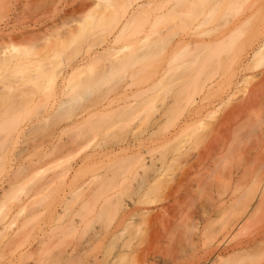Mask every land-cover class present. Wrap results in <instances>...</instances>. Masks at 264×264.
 Masks as SVG:
<instances>
[{"label": "rangeland", "instance_id": "1", "mask_svg": "<svg viewBox=\"0 0 264 264\" xmlns=\"http://www.w3.org/2000/svg\"><path fill=\"white\" fill-rule=\"evenodd\" d=\"M149 1L119 33L127 6ZM5 14L0 34L32 32L18 63L0 66V264H231L263 222L245 193L258 165L243 158L264 138V101L227 123L234 150L212 173L182 180L179 153L203 150L258 82L264 0H7ZM203 79L218 82L214 112L188 141L180 127ZM238 165L245 175H231Z\"/></svg>", "mask_w": 264, "mask_h": 264}, {"label": "bare ground", "instance_id": "2", "mask_svg": "<svg viewBox=\"0 0 264 264\" xmlns=\"http://www.w3.org/2000/svg\"><path fill=\"white\" fill-rule=\"evenodd\" d=\"M6 4H7V0H0V18L1 19L5 18L7 15V14H5ZM150 4H151V1L146 2L144 4H141L136 8H133L132 4L128 5L127 6L128 9L126 8L127 11H125L127 16L123 20V24L119 30V33L123 29H125L126 26H128L130 21L137 15V13L141 9L144 8V6L146 7ZM71 8H70V10H71ZM77 9L78 8H76V9L72 8V10L71 11L68 10V12L66 14H71V13L77 11ZM78 11H79V9H78ZM197 11L198 10L196 9L195 12H197ZM192 13H194V12H192ZM8 18H9V16H8ZM8 20H10V19H8ZM2 21H4V20H2ZM4 23H7V22L5 21ZM5 25H7V24H4V26ZM196 25L198 26L199 24H196ZM3 29H5V28H3ZM194 30H196V29L194 28ZM3 32H4V30H3ZM10 32H12V34L10 33V35L5 33V32L3 34H0V41L2 42L0 44V66L13 67L18 63V61L21 59L22 55H25V52H26L25 49H23V50L19 49L18 44H19V42L25 40L32 31H27L26 29H23V28H19L16 31V28L15 29L13 28V30L12 31L10 30ZM194 33H193V35H195ZM5 35L7 37H5ZM191 35H192V33H191ZM189 36L190 35L186 36L185 38H187ZM190 37H192V36H190ZM180 38H178V39H180V40H178L179 43L180 42H182V43L186 42L183 37H180ZM4 39L8 40L7 43H8V45L10 43L9 46L4 44V41H5ZM14 42H16V43H14ZM16 44H17V47H16ZM182 45H185V44H182ZM89 46H88V48L91 47V46L90 47ZM176 46H178V45H175V47ZM88 48H87V51L89 50ZM186 48H184V49H186ZM106 50H107V52L114 51L113 49H106ZM263 50H264V38L261 41V43L257 47H255V51H254L252 58L256 57V55H260ZM173 51H174V49H173ZM173 54L174 53H172V52L170 53L171 57H173L172 56ZM99 57L100 56L98 55L94 58H90L89 62L87 61V63H85V65L78 64L72 70V73L74 71H79V72L82 71L83 72L84 67L91 64L90 62H92V61L94 62V60L96 61V59H99ZM83 59H85V58H83ZM83 59H81V61ZM200 66H203V65H200ZM248 69H249V66L244 63V60L243 61L240 60L237 64V66L235 67V72L242 75V80H245L244 74L246 73V71ZM235 72L232 73L231 75H234ZM70 75H71V72H70ZM259 75H260V77H259L258 82L256 83L255 86H253V88H251L250 94H249V96H247L244 99V102L241 104H237L238 106L236 105L233 108H231L230 111L228 110L226 112V114L221 119L219 126L216 129H214L213 132L211 133L207 145L203 148V150L198 151L197 153H195V155L191 156V153L189 154L190 149H191L190 148L191 145H188V143L190 144V142H188V141H190V140H188L189 132H191V128H194V127L200 125L201 122L205 119L204 118L205 116L207 117V115H209L211 112H214L211 110H210L211 112L209 111L210 107L212 108V110H214L213 106H211V105H215V104H211V102L209 101V99L211 100V98H209V97H211L210 95H213L212 93L215 92L217 90V87H218V82H214V80H212V79H210V81L204 85L203 83H205L206 78L203 79L204 82H201L203 86L200 90L199 97H198L196 103H194L196 105L194 107L192 106V108H191V106H189L190 108L187 107L188 109L185 112V116L183 118V124L180 127V132L181 133L186 132V136H187V140H188V141H184L183 145H185V143H186V145L189 146L188 148H187V146H181L182 149L180 148L181 150H183V148H184V150L183 151L180 150L179 155L185 156L183 158V162H184V160H185V162L183 164V171H182V176H181L182 180L189 178V176H191L193 174H195L196 176L206 175L209 170L212 173V170L216 169V167H217V166L215 167L211 164V159L214 156L219 155V157L217 158V161H218V163H222V161L229 159V157H230L229 155H232L231 152H232L233 146H231L232 144H227L228 138H227L226 134L228 132V129L226 128V125H227V123L229 124L234 119H238V120H241L243 118L248 119V116H250L252 114L255 107L259 103L264 101V71L262 73H260ZM201 78H203V77H201ZM69 80H70L69 76H65V77L61 78L60 83H59L60 95L61 94H62V96L68 95L67 91H69V88L71 87ZM30 94L28 97L32 96V95L30 96ZM215 94L216 93H214V95ZM28 97L23 98L24 101L23 100L22 101L23 102L27 101ZM7 100H8V102H6L5 104H8V105L12 104L11 109H14V107L16 108V106L22 102V101L21 102L13 101L12 98L7 99ZM212 103H214V102H212ZM56 104H57V101H53L50 104V107L54 109V105H56ZM62 104H63V101L60 99L57 106H60ZM13 105H16V106H13ZM108 105H109V103H108ZM116 105L118 106V103ZM217 105H219V102ZM57 106H55V107H57ZM53 109H51V110H53ZM8 111L9 110H7L6 112H8ZM207 111H209V114L207 113ZM4 113H5V111H4ZM0 115H1V117L3 116V114H0ZM19 133H21V130L18 132V135H19ZM263 149H264V138L262 139V134H261V136L258 138V140L253 145H251L250 147H248L246 149L247 150L246 155L244 154V158H243L245 163L252 161L256 165H258L257 173L254 176L253 180L251 181V184L248 187V189L245 190V193H246V195L250 196L251 200H254V202H257V205L259 204L260 208L263 207V222H262V226H261V231L258 232L256 235L251 236V237L247 238L246 240L235 245L234 249H236L238 252L235 255H233V257L230 258L231 264H240L242 262H245V264H264V151H263ZM174 160H175V158L171 159V161H174ZM169 166L168 165L163 166L160 170H158V172L155 176V179H156V180H154L155 182H157V180H160V179L162 180V178L167 174L166 172H168ZM246 172H247V169H243L240 165H238L235 168V171L231 172V175L235 174L237 176L240 173L245 175ZM219 204L221 205L222 202H219Z\"/></svg>", "mask_w": 264, "mask_h": 264}]
</instances>
